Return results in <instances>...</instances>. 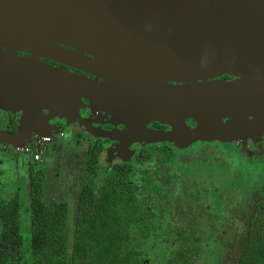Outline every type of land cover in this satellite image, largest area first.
<instances>
[{"label":"water","instance_id":"obj_1","mask_svg":"<svg viewBox=\"0 0 264 264\" xmlns=\"http://www.w3.org/2000/svg\"><path fill=\"white\" fill-rule=\"evenodd\" d=\"M0 48L15 79L14 89L4 81L0 100L26 109V124L39 117L45 125L43 110H73L82 98L126 126L102 135L125 147L139 136L167 138L144 127L151 119L173 124L180 140L189 138V116L224 133L249 128L236 99L250 100L264 120V0H0ZM225 74L251 79L205 82ZM13 140L0 132V142Z\"/></svg>","mask_w":264,"mask_h":264},{"label":"rangeland","instance_id":"obj_2","mask_svg":"<svg viewBox=\"0 0 264 264\" xmlns=\"http://www.w3.org/2000/svg\"><path fill=\"white\" fill-rule=\"evenodd\" d=\"M80 107L82 105L73 110H62L60 118L66 111L70 114L67 118L69 121L52 127L56 133L52 134L51 142L44 146L41 162L34 167L35 170L41 169L44 175V204H68L71 230L75 226L79 208L88 160L87 147L92 140L89 132H92L94 123L100 122L94 108H90L92 120L88 114L81 115ZM75 119L77 121L70 122ZM48 121L53 122L55 118L49 117ZM208 129L209 125L197 127L193 140L212 138L206 134ZM60 132L63 136L59 135ZM226 138L217 135L213 139L238 146V139L233 141ZM241 143L238 147L232 144L223 147L224 151L218 143L209 145L210 150H197L194 144L192 148L184 147L188 148L185 152H180L184 149L173 151L171 147H166L164 153L161 151L153 161L134 164V180L146 188V193H152L158 199L157 237L152 244L148 264H167L166 258L176 260L178 256L187 257L194 251L199 255L193 264H217L220 259L222 264H238L254 202L258 194L264 191V141L251 145L242 138ZM163 145L158 148L161 149ZM110 155L109 150H104L103 156L101 154L97 179L99 187L111 170ZM27 163L24 156L15 158L0 151V189L3 198L0 201L13 198L21 201L22 233L28 240L25 254L30 255L31 169ZM147 178L150 183L145 184Z\"/></svg>","mask_w":264,"mask_h":264},{"label":"trees","instance_id":"obj_3","mask_svg":"<svg viewBox=\"0 0 264 264\" xmlns=\"http://www.w3.org/2000/svg\"><path fill=\"white\" fill-rule=\"evenodd\" d=\"M102 151L99 145L87 150L88 160L73 230L69 226L68 204L45 205L44 176L40 171L32 174L30 255L25 254L21 201L17 198L0 201V264H146L159 220L158 199L146 193V188L134 180L132 164L114 165L99 187L98 163ZM198 255L194 251L176 260L166 258L167 264H193ZM239 260L240 264H264L262 192L256 201Z\"/></svg>","mask_w":264,"mask_h":264},{"label":"flooded vegetation","instance_id":"obj_4","mask_svg":"<svg viewBox=\"0 0 264 264\" xmlns=\"http://www.w3.org/2000/svg\"><path fill=\"white\" fill-rule=\"evenodd\" d=\"M5 52H6L5 48H0V53H5ZM15 53L19 56H22V57H31L29 54H26V53H21V52H15ZM42 61L46 64H49L52 67L60 68V69H63L65 71H68L71 73L83 75L92 81H96L97 83H105L102 79H99V78H97L91 74H85V73H83L77 69L68 67L66 65H62V64H59L57 62H53V61L46 60V59H42ZM9 64H10V62H6L3 64V62L0 60V90H3L5 88V83H7L6 86L8 89H10V88L14 89V87H15V79L13 77V74L10 76L11 72L14 73V70H11V67H9L10 66ZM6 67H8V68H6ZM5 72H8V74L6 75ZM146 77L151 79V80H155V78L152 76H146ZM249 79H251V78L247 77L245 74H232V75L225 74L221 77L208 79L205 82H215V81L235 82V81H241V80L244 81V80H249ZM5 80H7L8 82L6 81L4 83ZM156 80H159V79H156ZM160 81L164 82V80H162V79H160ZM167 82L172 83V84H179V85L192 84V82H187V83L172 82V81H167ZM197 82L201 83L204 81L198 80ZM238 91H239V89H237L236 95L247 96V92H245L244 90L241 93ZM0 95H1V92H0ZM256 97H258V95ZM206 101H204L202 107L204 105L208 104V100H206ZM238 101H240V100L236 99L234 102L236 104H234V105H236V106L238 105L237 107L239 108L240 107L239 104H242V107H240V108H242L243 110L247 109V111L249 112L247 114V118H246L247 121L251 122V126L249 125V128L239 130L238 132L232 134L229 132L224 133L222 129H216L215 130L212 126L209 125V129L207 131L208 133H206V134L211 136L212 138L200 137L201 139H196V141H195V140H193L192 137H194L193 134L197 131V127H199V126L200 127H206V126H201V123L198 121V119H196L195 117L189 116L184 121L185 124L189 127V138L187 136L186 139L182 138L180 140L179 137L176 136V130H175V127L173 126V124L165 123V122L158 121L155 119H151L150 121L149 120L146 121V123L144 124V127L147 128L148 130L167 133L168 134L167 138H165L163 140H159V141H149L145 138H142V136H139V139L133 140L127 147H125L122 145V143L119 140H117V139L111 140L108 138H104V137H102V135L105 132H109V131H113V130H124V129H126V126L116 122L115 119L113 118V116L109 113V111L97 107V105L93 104V102H91L87 98H82L83 106L80 107L81 108V110H80L81 115L88 114L89 119H92L90 116V114H91L90 108H94L96 111L95 115H96V117H98V119L100 121L98 124L94 123V125L91 126L92 132H89V133L91 134L90 139H92V140H90L91 143H89L87 150L91 146L99 145V146L103 147V151L104 150L111 151V155H110V158H108V160H109V162H111L110 163L111 164L110 169H112L114 167V165H117V164L127 163V164H132L134 166V164L149 163V162L153 161L157 155H159L162 152L164 153L166 147H171L170 149H173V151L174 150L179 151L181 149H184V147H188V146H191V148H192L193 147L192 145H194V144L197 145V150L198 149L210 150L209 145L216 144V143H218L222 147V151H224L223 147H227V146L230 147L229 145L232 144L231 142L227 143V142H222L219 139H213L215 137L217 138V135L222 136L224 138L227 137L226 139H232L233 141L235 139H238L239 140L237 142L238 146L242 145V143H241L242 138H244V140H246V143L251 144V145H256L257 143L264 141V120L262 117L261 118L263 121L260 119L258 120V117H257L258 112L256 111V107L251 106L252 104L250 103V100H245L244 102L240 101V103H238ZM247 101H248V104H245ZM261 101L260 100H254L255 104H257L258 102H261ZM262 103L264 104V101ZM255 104H253V105H255ZM183 111L188 112V110H183ZM61 112L62 111L54 112L51 115L49 111L43 110V113H44L43 115H44V118L46 119V122H44L45 125H43V124L39 125V117L33 119L30 123L26 124V122L24 123L25 117L28 116V112L26 109L16 108L15 106L13 108H11L8 105V103H5L4 101L0 100V132H3V133H5L9 136H12L14 138V140L10 143L9 142H0V151H2L4 153H9V154L15 156V158H18L21 156L26 157V160L28 162L27 164L29 165V168L31 169V178H32L33 173H37L39 171L42 173L41 169H39V170L34 169V167L41 161H39V162L33 161L32 156L30 154H25L21 151H17L16 147L31 146L33 148H37L39 146L37 141L38 140L41 141L43 138H49V142H51L52 134L56 133V131L53 130L52 127L54 125L60 126V125L66 124L67 123L66 120H67L68 116L70 115L68 112L65 111L64 115L62 117L63 119H62V118H60ZM49 117L55 118V121L49 122L48 121ZM222 120L225 123L228 121V117L225 115V116H223ZM67 121H69V120H67ZM74 121H77V119L70 120V122H74ZM258 121H259V123H258ZM39 127L44 128V129L41 130V129H39ZM21 131L24 133V136L22 135ZM60 133L63 135L62 132H60ZM49 142L42 143L43 144L42 147H44ZM161 144H165V145H163L161 147V149H159L158 146ZM168 144H170V146ZM238 146L233 145V147H238ZM191 148H189V150ZM187 149L181 150L180 152H185ZM103 151H102V156H103ZM198 152H200V151H198ZM41 160H42V158H41ZM144 173L147 174V171L145 170ZM146 180H149V179L147 178ZM30 182H31V179H30ZM82 183H83V180H82ZM148 183H150V180ZM153 187H154V189L158 190L157 186L153 185ZM0 188H1V185H0ZM43 188H44V184H43ZM29 192H30V185H29ZM261 192L264 193V191H261ZM261 192L258 194L257 199L259 198ZM257 199L254 202L253 212L249 218V224H248V227H247L246 232L244 234V237H243L244 239H243L242 245H243L246 237L248 236V230H249V227L251 224L252 217L255 213V206H256ZM0 205H1V203H0ZM220 226H221V222H220ZM0 231H1V224H0ZM22 235H23V233H22ZM24 240H25V238H24ZM27 241L25 240V245L27 244L26 243ZM242 245H241V247H242ZM241 247H240V252H239V259H240ZM148 261L149 260L147 259V261L145 263L148 264ZM220 262H221V259L218 261L217 264H222ZM224 264H227V262ZM238 264H240V260L238 261Z\"/></svg>","mask_w":264,"mask_h":264},{"label":"built area","instance_id":"obj_5","mask_svg":"<svg viewBox=\"0 0 264 264\" xmlns=\"http://www.w3.org/2000/svg\"><path fill=\"white\" fill-rule=\"evenodd\" d=\"M60 136H63L61 133L59 134ZM49 142V138H43L41 141H37L38 147L33 148L31 146H25V147H16L17 151H21L25 154H30L32 156V160L35 162L41 161L42 158V152L44 151V147H42V143Z\"/></svg>","mask_w":264,"mask_h":264},{"label":"crops","instance_id":"obj_6","mask_svg":"<svg viewBox=\"0 0 264 264\" xmlns=\"http://www.w3.org/2000/svg\"><path fill=\"white\" fill-rule=\"evenodd\" d=\"M0 199L2 200L3 198L0 196Z\"/></svg>","mask_w":264,"mask_h":264}]
</instances>
